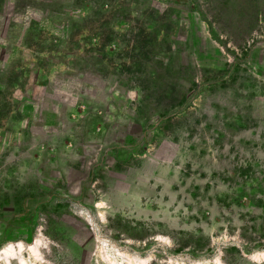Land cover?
<instances>
[{
	"label": "rangeland",
	"instance_id": "obj_1",
	"mask_svg": "<svg viewBox=\"0 0 264 264\" xmlns=\"http://www.w3.org/2000/svg\"><path fill=\"white\" fill-rule=\"evenodd\" d=\"M0 264H264V0H0Z\"/></svg>",
	"mask_w": 264,
	"mask_h": 264
}]
</instances>
